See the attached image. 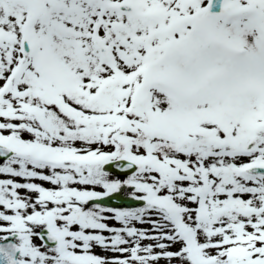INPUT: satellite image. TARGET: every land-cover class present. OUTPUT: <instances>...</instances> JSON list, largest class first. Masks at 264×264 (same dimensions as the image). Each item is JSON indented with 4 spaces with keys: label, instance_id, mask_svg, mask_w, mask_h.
I'll return each mask as SVG.
<instances>
[{
    "label": "snow or ice",
    "instance_id": "snow-or-ice-1",
    "mask_svg": "<svg viewBox=\"0 0 264 264\" xmlns=\"http://www.w3.org/2000/svg\"><path fill=\"white\" fill-rule=\"evenodd\" d=\"M0 264H264V0H0Z\"/></svg>",
    "mask_w": 264,
    "mask_h": 264
}]
</instances>
